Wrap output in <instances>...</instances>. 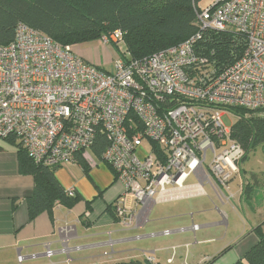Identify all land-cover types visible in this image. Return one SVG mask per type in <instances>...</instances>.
Masks as SVG:
<instances>
[{"label":"built area","instance_id":"1","mask_svg":"<svg viewBox=\"0 0 264 264\" xmlns=\"http://www.w3.org/2000/svg\"><path fill=\"white\" fill-rule=\"evenodd\" d=\"M197 20L198 32L183 44L118 59L110 72L19 24L13 41L0 45V141L57 168L77 154L87 160L96 133L104 134L101 162L136 204L182 188L205 164L215 186L227 190L245 151L223 126V112L242 108L264 119V0H209ZM207 30L247 41L219 73L195 50ZM114 211L121 225L132 223L124 198Z\"/></svg>","mask_w":264,"mask_h":264},{"label":"crops","instance_id":"2","mask_svg":"<svg viewBox=\"0 0 264 264\" xmlns=\"http://www.w3.org/2000/svg\"><path fill=\"white\" fill-rule=\"evenodd\" d=\"M85 161L87 175L75 163L54 172L79 201L71 209L56 204L50 214L30 220L33 178L19 173L17 151L0 141V264H118L146 257L155 264H235L258 242L253 230L264 222V202L255 205L258 197L242 164L237 193L230 191V182L218 192L205 169L189 176L182 188L142 205L123 197V186L106 164L92 155ZM122 198L134 216L126 227L111 216ZM47 250L53 252L50 258Z\"/></svg>","mask_w":264,"mask_h":264},{"label":"trees","instance_id":"3","mask_svg":"<svg viewBox=\"0 0 264 264\" xmlns=\"http://www.w3.org/2000/svg\"><path fill=\"white\" fill-rule=\"evenodd\" d=\"M201 1L0 0V45L13 41L19 24L43 34L62 47L71 48L111 38L115 32H120L125 51L119 59L126 62L142 60L175 48L195 36L198 32L197 13L201 9L198 4ZM246 44L244 36L232 31L207 30L195 50L208 59L215 73H219L242 56ZM251 112L242 108L230 110L237 118L231 128V138L245 151L242 161L256 146H264V119ZM106 146L105 135L97 132L90 149L91 155L101 161ZM17 160L19 173L31 176L34 182L33 195L27 199L30 220L44 212L50 214L56 204L71 209L79 201L73 190H70L73 194L70 196V191H65L57 182L55 168L35 164L21 149L17 150ZM73 163L81 167L85 175L88 174L86 161L80 154L76 155ZM112 208L111 216L118 221ZM253 232L258 237L257 244L235 264H264V222ZM118 264L150 263L145 260Z\"/></svg>","mask_w":264,"mask_h":264},{"label":"rangeland","instance_id":"4","mask_svg":"<svg viewBox=\"0 0 264 264\" xmlns=\"http://www.w3.org/2000/svg\"><path fill=\"white\" fill-rule=\"evenodd\" d=\"M201 9H205L209 6V0H202L199 4ZM120 32H115L111 38H102L103 40H98L91 43H82L75 47H73L74 52L85 61L90 63L91 65L96 66L99 70L110 72L112 70L113 63L117 61L120 57V54H123L125 51V44L121 38ZM108 40L111 42L108 43ZM252 114L254 112H251ZM255 114V113H254ZM222 123L223 126L230 130L235 123L237 122V118L226 112H223L222 115ZM91 155V154H90ZM242 164V166H241ZM242 169V173L249 180L250 189L253 190V196L257 194L258 200L255 201V205L260 202H264V146L259 145L256 146L247 156L245 161H241L239 164V169ZM207 164L204 165L206 169ZM230 191L237 193V187L241 182V175L236 174L229 181ZM228 182V183H229ZM257 182V184L255 183ZM258 186V188L256 187ZM217 191H222V188L216 186ZM168 189V187L166 188ZM226 190V189H224ZM221 193V192H220ZM261 203V204H262ZM239 221L235 218L233 221V225L235 228V233L239 230ZM240 232V231H239Z\"/></svg>","mask_w":264,"mask_h":264}]
</instances>
